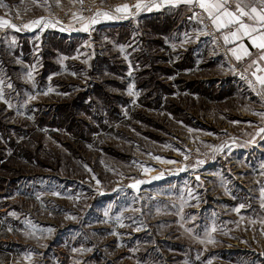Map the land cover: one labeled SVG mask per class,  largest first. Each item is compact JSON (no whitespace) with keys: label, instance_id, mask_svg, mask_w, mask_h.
I'll list each match as a JSON object with an SVG mask.
<instances>
[{"label":"rangeland","instance_id":"rangeland-1","mask_svg":"<svg viewBox=\"0 0 264 264\" xmlns=\"http://www.w3.org/2000/svg\"><path fill=\"white\" fill-rule=\"evenodd\" d=\"M138 2L0 0V264H264V91Z\"/></svg>","mask_w":264,"mask_h":264},{"label":"snow or ice","instance_id":"snow-or-ice-1","mask_svg":"<svg viewBox=\"0 0 264 264\" xmlns=\"http://www.w3.org/2000/svg\"><path fill=\"white\" fill-rule=\"evenodd\" d=\"M233 3L235 4L234 10L231 8ZM182 4L188 6L190 10H193V15L190 19L197 20V22L203 24L205 29L207 28V25L204 24V18L200 13L194 11L196 7H199L203 10V13H206V18L211 21V24L216 31L235 27V31H231L227 35H224L223 39L226 44L229 42L230 38L235 41L241 37H248L254 47L264 50V0H161V3L159 4H143L138 2L134 5V7L138 11L142 8H147L150 11L153 7L159 8L165 5L178 7ZM115 11L117 13L130 14L129 5L127 4L122 7H117ZM73 15L75 16V13ZM100 16H103L105 19L113 18V16H111L108 12L98 11L90 19L89 23L95 24ZM244 17H247L250 21H254V24L245 23ZM80 19H83V17H80ZM42 22L43 18L34 20L31 24L40 25ZM4 26H9L14 28L16 31H20V29L15 25L9 24L7 20L0 19V27ZM45 26L48 25L45 23ZM24 27L28 28L30 25L25 24ZM83 30L88 31V24L84 25ZM245 55H250V53L245 51ZM236 58L239 60L241 57L237 55ZM259 59L264 60V51H262ZM255 63L256 61H253V64ZM28 76L31 78V72L28 73ZM256 79L261 85H264V76H257ZM46 94L47 93H45V95ZM0 99H2V94H0ZM259 133H264V128H260ZM155 158L160 159L159 157ZM185 159H187V156H185ZM164 162L174 163V161ZM139 183L142 182L137 181L136 184L129 185V187L136 188ZM240 207H243V205ZM237 211H239V209H237ZM214 242L215 241L209 237L208 243Z\"/></svg>","mask_w":264,"mask_h":264},{"label":"crops","instance_id":"crops-1","mask_svg":"<svg viewBox=\"0 0 264 264\" xmlns=\"http://www.w3.org/2000/svg\"><path fill=\"white\" fill-rule=\"evenodd\" d=\"M231 8L232 10L235 9L234 3L231 5ZM244 22L254 24V21L248 20L247 17H244ZM235 30L236 28L232 27L221 31L223 35H227L229 32ZM226 46L229 51V60H224L231 69L232 67H240L243 72L248 74L255 81H257V76H264V60L259 59L264 50L254 47L248 37H241L235 41L230 38ZM245 51L249 52L250 55H245ZM237 55L241 57L239 60L236 58ZM253 61H256V63L253 64ZM258 84L264 91V85H261L259 82Z\"/></svg>","mask_w":264,"mask_h":264},{"label":"built area","instance_id":"built-area-1","mask_svg":"<svg viewBox=\"0 0 264 264\" xmlns=\"http://www.w3.org/2000/svg\"><path fill=\"white\" fill-rule=\"evenodd\" d=\"M195 12L200 13L201 16L204 18V24L207 25V28L205 29L203 27V24L201 26L204 29V35L211 41L212 45L214 46V49L216 50L217 54L225 59L226 61L229 60V51L226 46V43L223 39L224 35L223 32L216 31L211 24V21L206 18V13H203V10H201L199 7H196L194 9ZM193 12V10H192ZM193 14V13H192ZM232 71L235 73V76L239 80H243L244 82H247L250 86L257 89V83L254 79H252L248 74L243 72L240 67H232ZM258 94L261 95V91H258Z\"/></svg>","mask_w":264,"mask_h":264}]
</instances>
